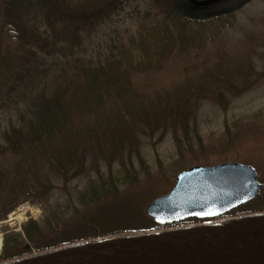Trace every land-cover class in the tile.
Listing matches in <instances>:
<instances>
[{
    "label": "trees",
    "instance_id": "trees-1",
    "mask_svg": "<svg viewBox=\"0 0 264 264\" xmlns=\"http://www.w3.org/2000/svg\"><path fill=\"white\" fill-rule=\"evenodd\" d=\"M126 1L0 0V108L14 113L0 133V219L20 199L50 204L47 193L56 177L70 195V179L92 167L99 170L101 161L107 168L106 174L95 176L100 181L75 189L83 207L76 221H60L63 208L55 205L45 208L40 222H25L23 235L5 232L1 264L97 239L164 229L144 212L147 203L136 200L149 186L136 188V169L112 173L119 143L106 148L105 108L128 111L153 126H164L166 120L184 127L199 102L210 100L225 110L231 97L259 77L249 75L254 63L241 49L236 55L214 53L182 28L192 23L200 30L218 29L250 0L203 5L153 0L166 22L144 25L102 50H88L85 35ZM71 12L74 18H64ZM99 131L104 132L102 138ZM174 139L183 150L185 141L178 135ZM88 155L92 166L86 164ZM137 156L147 171L144 159ZM160 180H166L164 173ZM260 213L264 214L262 193L230 216Z\"/></svg>",
    "mask_w": 264,
    "mask_h": 264
},
{
    "label": "rangeland",
    "instance_id": "rangeland-1",
    "mask_svg": "<svg viewBox=\"0 0 264 264\" xmlns=\"http://www.w3.org/2000/svg\"><path fill=\"white\" fill-rule=\"evenodd\" d=\"M164 17L153 0H127L122 8L94 26L85 35L83 42L88 50H102L118 37L136 34L144 25L157 27L160 23L166 22ZM64 18L72 19L74 15L71 12ZM222 25L218 29L210 27L200 30L199 26L187 23L182 28L187 36L192 38L191 40L205 42L214 53L234 52L236 55L237 50L241 49L243 53L248 54L247 60L254 63V73L249 75L252 78L259 76L258 79L247 90L231 97L225 110L213 101L202 100L188 117L186 126L183 127L178 121L166 120L164 126H153V124L136 120L138 118L128 111L116 112L114 108H105L102 125L105 128L107 141L104 143L106 148L115 147L114 144L119 143L112 173L121 174L125 168L133 166L138 172L139 183L136 188L149 185L136 199L143 204L156 195L167 192L180 169L195 164L211 166L225 161L249 163L257 169L259 179L264 178V0H250L228 17ZM148 92L150 95L153 94L149 90ZM13 116L14 113L10 109L0 108V133L14 120ZM98 133L102 138L104 132ZM175 135L185 141V148L181 151L176 147ZM186 136L187 139H185ZM196 136H200V140ZM137 153L148 166L147 171L140 166ZM92 160L93 158L88 155L87 166L89 164L92 166ZM99 163V170L92 167L70 179L67 187L70 189V195L65 188L61 187V180L56 177L50 193H47L50 204L43 200L18 199V203L4 217L6 224L0 227L1 248L4 231L6 235L11 232L23 235L22 225L28 220L40 222L45 214V208L47 211L50 206L59 205L63 208L64 213L59 216L60 221H76L77 213L83 207L77 201L79 193L75 189L83 190L90 180L100 181L99 178L94 179L95 176L99 173L106 174L107 168L102 161ZM163 173L166 180H160V175ZM33 192L36 193L37 190L33 189ZM25 194L23 192L18 196L21 198ZM47 194L43 197H47ZM25 202L38 208L40 212L33 217H29L28 212V219L23 221L20 229L17 230L18 224H12V222L10 224L7 219L12 210ZM237 220L234 219L231 222ZM229 222L223 220L220 224ZM185 227L186 224L171 225L161 231L169 232ZM114 239L116 238L111 237L109 241ZM38 255L32 253L20 258L17 262L26 258L39 257Z\"/></svg>",
    "mask_w": 264,
    "mask_h": 264
},
{
    "label": "water",
    "instance_id": "water-1",
    "mask_svg": "<svg viewBox=\"0 0 264 264\" xmlns=\"http://www.w3.org/2000/svg\"><path fill=\"white\" fill-rule=\"evenodd\" d=\"M191 1L203 5L216 0ZM256 175L251 164L237 161L180 169L171 189L154 197L144 212L159 225L191 217H217L253 199L264 188ZM259 217L263 216L211 228H182L183 232L175 234L121 236L45 254L22 264H264V219Z\"/></svg>",
    "mask_w": 264,
    "mask_h": 264
},
{
    "label": "built area",
    "instance_id": "built-area-1",
    "mask_svg": "<svg viewBox=\"0 0 264 264\" xmlns=\"http://www.w3.org/2000/svg\"><path fill=\"white\" fill-rule=\"evenodd\" d=\"M28 212L30 213L28 214L29 217H33L36 216L37 213L39 214L40 211L38 210V208H34L33 205H30L29 203L25 202L21 204L20 207H16V209L10 213L7 221L8 223L10 222V224L12 222V224L17 223L19 225L21 220L28 218ZM15 213H20L21 215L17 216L15 215ZM4 223H6V220L4 221Z\"/></svg>",
    "mask_w": 264,
    "mask_h": 264
},
{
    "label": "bare ground",
    "instance_id": "bare-ground-1",
    "mask_svg": "<svg viewBox=\"0 0 264 264\" xmlns=\"http://www.w3.org/2000/svg\"><path fill=\"white\" fill-rule=\"evenodd\" d=\"M15 215H17V216H20L21 214L20 213H15ZM258 219H264V216L263 217H259ZM252 220H255V219H248V220H237V223H244V222H249V221H252ZM209 228H211V225H209ZM199 229H203V228H199ZM198 229V230H199ZM181 232H183V229H179V230H173V231H171V232H160V233H158L159 235H164V234H175V233H181ZM137 237H143V235L142 236H137ZM144 237H146V236H144ZM129 238H133V237H129ZM119 239V238H118ZM121 239V238H120ZM0 245H1V236H0ZM44 257V256H43ZM43 257H35V258H26V259H24L23 261H20V263L22 264V263H29V262H33V261H36V260H39V259H41V258H43Z\"/></svg>",
    "mask_w": 264,
    "mask_h": 264
},
{
    "label": "flooded vegetation",
    "instance_id": "flooded-vegetation-1",
    "mask_svg": "<svg viewBox=\"0 0 264 264\" xmlns=\"http://www.w3.org/2000/svg\"><path fill=\"white\" fill-rule=\"evenodd\" d=\"M259 181L264 182V178L262 180L259 179ZM260 192H262V194H263V192H264V188L263 187H262V189H260L259 194H260ZM222 217H229V212H227L226 214H224ZM218 218H221V217H218ZM218 218H212V219H208V220L205 219L203 221H196V220H199L197 218H193V219L192 218H189V219H186L184 222L186 224H193V223L206 224V223H209V222H215V221L218 220Z\"/></svg>",
    "mask_w": 264,
    "mask_h": 264
}]
</instances>
